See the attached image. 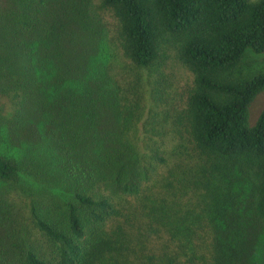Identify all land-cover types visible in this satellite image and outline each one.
Wrapping results in <instances>:
<instances>
[{
	"label": "trees",
	"instance_id": "trees-1",
	"mask_svg": "<svg viewBox=\"0 0 264 264\" xmlns=\"http://www.w3.org/2000/svg\"><path fill=\"white\" fill-rule=\"evenodd\" d=\"M264 0L0 9V264H264Z\"/></svg>",
	"mask_w": 264,
	"mask_h": 264
},
{
	"label": "rangeland",
	"instance_id": "rangeland-1",
	"mask_svg": "<svg viewBox=\"0 0 264 264\" xmlns=\"http://www.w3.org/2000/svg\"><path fill=\"white\" fill-rule=\"evenodd\" d=\"M11 5V0H0V9ZM241 68L245 72H256L264 69V53L262 54H253L251 52L246 53L242 62ZM264 104V94L261 93L256 96L252 104L250 105V120H253L254 117L258 114L259 110ZM5 109L0 106V119L4 117Z\"/></svg>",
	"mask_w": 264,
	"mask_h": 264
}]
</instances>
